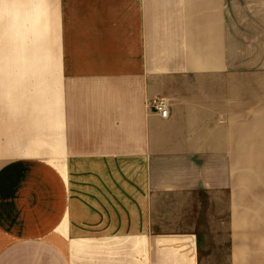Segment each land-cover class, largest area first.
I'll return each instance as SVG.
<instances>
[{"label":"crops","instance_id":"crops-1","mask_svg":"<svg viewBox=\"0 0 264 264\" xmlns=\"http://www.w3.org/2000/svg\"><path fill=\"white\" fill-rule=\"evenodd\" d=\"M205 196L264 264V0H0V264H206Z\"/></svg>","mask_w":264,"mask_h":264},{"label":"rangeland","instance_id":"rangeland-1","mask_svg":"<svg viewBox=\"0 0 264 264\" xmlns=\"http://www.w3.org/2000/svg\"><path fill=\"white\" fill-rule=\"evenodd\" d=\"M225 204L219 202L217 196L195 197L193 200L185 199V204L179 206V210L174 214V220L165 214V223L182 226L177 228L180 231H195L202 236V246L207 247L212 252L206 260V264H223L222 243L224 244L223 230L221 229V219L225 218Z\"/></svg>","mask_w":264,"mask_h":264},{"label":"built area","instance_id":"built-area-1","mask_svg":"<svg viewBox=\"0 0 264 264\" xmlns=\"http://www.w3.org/2000/svg\"><path fill=\"white\" fill-rule=\"evenodd\" d=\"M149 107L152 108L155 112L160 113L162 118H166L168 116V111L164 106L163 101L155 100L150 102Z\"/></svg>","mask_w":264,"mask_h":264}]
</instances>
